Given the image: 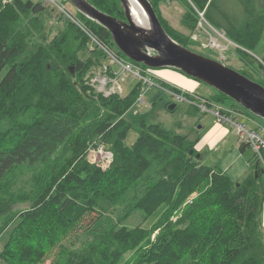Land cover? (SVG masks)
Here are the masks:
<instances>
[{
	"label": "trees",
	"instance_id": "16d2710c",
	"mask_svg": "<svg viewBox=\"0 0 264 264\" xmlns=\"http://www.w3.org/2000/svg\"><path fill=\"white\" fill-rule=\"evenodd\" d=\"M88 1L113 15L114 7L120 9L119 0ZM150 1L168 34L186 46ZM183 1L189 28L201 13L242 47L260 39L264 0H229L240 6L241 15L227 9L228 0ZM79 15L102 40L113 43L105 27ZM50 18L64 28L50 35ZM88 42L72 19L43 0H0V218L12 211L14 194L4 196L3 190L9 174L21 165L46 164L72 140L71 156L35 191L30 206L0 224V234L11 226L0 254L4 264H42L54 249L50 264H264V167L258 159L241 179L232 180L218 167L201 163L202 155L196 158L198 136L189 139L147 124L143 115L128 121L125 114L140 83L125 96L95 92L86 80L99 60L78 55ZM160 82L190 100L198 96ZM133 124L139 133L127 144ZM94 139L113 149L107 170L87 160ZM247 146L242 142L240 149ZM138 212L141 223L126 225ZM155 213V221L146 225Z\"/></svg>",
	"mask_w": 264,
	"mask_h": 264
},
{
	"label": "rangeland",
	"instance_id": "374dc122",
	"mask_svg": "<svg viewBox=\"0 0 264 264\" xmlns=\"http://www.w3.org/2000/svg\"><path fill=\"white\" fill-rule=\"evenodd\" d=\"M57 1L63 4L74 15L80 17L78 10L74 8L69 0ZM154 1L156 2V8L159 10L161 16L166 19L169 26H171L176 30V32H179L181 34V37L183 38L182 40L186 43V46L189 49L204 54L215 60L222 61L238 71H243L250 78L264 85V65L261 62V59L264 60V29L259 37L260 39L254 46L250 48L242 47L226 37L223 30H218L210 25L204 19L202 14H199L200 18L198 17L195 26H192L191 28L187 27L186 24L188 23L189 25H192V22L190 20L185 21L184 13L186 11V6L183 0ZM226 6L227 9H230L232 11L234 10L233 13H235L236 15H241L242 10L240 6L235 2L228 0ZM115 10L116 9L114 7V12ZM81 20L87 28L92 30L89 27V24L87 25L85 20ZM46 23V28L51 31L50 35L57 32V30H62L64 28L63 23L57 22L56 18L47 19ZM109 45L123 59L131 61L128 56L120 51V49L114 42L110 43ZM91 49V45L88 42V44L79 51V57L82 59L91 57L93 59H98L100 62H105V58L101 56L102 53L98 55V53L95 52L96 50L93 51ZM152 69L155 70L159 68ZM174 70L182 76L189 78L196 83V92L198 93H196L197 95H201V97L207 98L214 104L218 103L224 107H236L244 113L243 115H245V117H243L242 120H244L248 126L252 127L259 124L264 128V118L252 113L241 105H238L231 98L222 97L220 92L215 88L184 74L178 69ZM159 78L179 88H185L180 82L168 80L166 79V77ZM126 79V81H120L123 89V96L132 91L139 81L138 77H136L133 73H129ZM158 91L159 88L157 86H148L144 91L145 103L134 105L129 108L125 114V118L130 121L143 115L147 124H159L165 129L172 130L180 134H185L189 139H193L196 136L201 135L209 126V124L214 119H216L215 115L211 112L213 105L208 104V109L202 110L198 106V102L201 100V98L198 96H193L194 99L192 101L187 98L178 99L168 91L164 90V92H162V94L157 99L153 100V96ZM168 101H172L173 103H175V107L173 110H168L166 108V103ZM138 128L139 126L136 124H133L131 127H129L125 136V141L127 142V144H132L136 141L139 133ZM235 139L237 141L239 140L236 133ZM71 141L66 142L62 146H60L53 157L50 158V161L46 164H36L33 166L21 165L19 166V169H16L15 171H12L11 174H9L7 182L3 184V190L6 191L4 196L7 194H14L11 202L12 211L10 213L19 212L20 210L28 208L30 206L31 201L37 194V192L35 193V191L41 188V186L48 180V178L52 174L51 172H58L60 170V167L66 161V158H69L71 156ZM109 145L110 144H108L107 142H102L101 140H92L89 147L87 148V160L90 163L100 167L101 170H107L114 158L113 149L110 147L111 145ZM246 149L249 152V154L247 153V156L250 157L251 161L255 163L256 155L253 148L251 146H248L246 147ZM199 153L200 155H202L200 159L201 163L218 167V165L216 164V159H219L217 154L212 155L205 150ZM53 165L54 167H52ZM252 174L256 176L255 168H253ZM37 177H40V183H37ZM260 178L264 181L263 173L261 174ZM10 213L1 216L0 224L4 222L5 217ZM157 216L158 213H155L153 216L149 217L145 221L146 225H149L151 222L155 221ZM88 221L89 217H85L82 223L86 224ZM139 223H141V216L139 212L132 214L125 220V224L128 226H134ZM10 229L11 226L6 228L0 234V254L5 242L7 241ZM72 239L73 237H70L69 240L64 239L62 241V245L68 244ZM56 250L57 249L52 250L47 255L42 264H50L51 260L54 258ZM127 256H129V254H127L124 258H126ZM0 264H4L1 255Z\"/></svg>",
	"mask_w": 264,
	"mask_h": 264
},
{
	"label": "water",
	"instance_id": "95a60500",
	"mask_svg": "<svg viewBox=\"0 0 264 264\" xmlns=\"http://www.w3.org/2000/svg\"><path fill=\"white\" fill-rule=\"evenodd\" d=\"M69 1L80 13L105 27L116 46L130 60L150 68L178 69L264 118V85L228 64L176 41L161 24L150 0H135L144 12L146 24L138 22L130 0H119L124 19L97 8L88 0ZM69 69L74 74V66L70 65ZM174 107L173 102L166 106L168 110ZM193 152L194 148L189 150L190 154ZM195 156L199 158L200 153L197 152Z\"/></svg>",
	"mask_w": 264,
	"mask_h": 264
},
{
	"label": "built area",
	"instance_id": "2783aa9c",
	"mask_svg": "<svg viewBox=\"0 0 264 264\" xmlns=\"http://www.w3.org/2000/svg\"><path fill=\"white\" fill-rule=\"evenodd\" d=\"M43 1L56 7L62 14L72 19L88 37L92 48L91 50L100 51L102 53V57L105 58V62L99 61V63L95 65L86 80V83L95 92L101 93L105 96H110L112 94L123 96V89L120 81H126L129 73H133L136 77H138V83H140V90L135 98L134 105L145 103L144 91L151 85L157 86L159 91H168L178 99L186 98L182 94L162 86L160 81L164 80L155 75L153 71L154 69L145 67L133 61L125 60L119 56L107 42L102 40L93 30L87 28L85 24H83L82 20L68 10L63 4L57 0ZM261 62L264 65L263 59H261ZM200 98L201 100L198 102V106L202 110H207L208 104L213 105L211 112L215 115L216 119L232 128L241 142L247 143L251 146L255 152L258 162L264 167V128L259 124L252 127L248 126L246 122L242 120V118L245 117V115H243L244 113L236 107H224L218 103H212L207 98H203L201 96Z\"/></svg>",
	"mask_w": 264,
	"mask_h": 264
},
{
	"label": "crops",
	"instance_id": "0c3cea01",
	"mask_svg": "<svg viewBox=\"0 0 264 264\" xmlns=\"http://www.w3.org/2000/svg\"><path fill=\"white\" fill-rule=\"evenodd\" d=\"M154 73L158 77H166L168 80L180 82L185 87L181 88L189 91L192 95L197 93L196 83L193 80L182 76L174 69L159 68L155 69ZM241 143L240 140L237 141L235 139V132L232 128L227 124L214 119L204 132L198 136L194 148L199 152L205 150L209 154H217L219 157V159H216L218 167L220 169L223 168L221 170L232 180H239L252 170L251 158L247 156V153L249 154V152L245 148V150L240 149ZM261 222L264 232V201L262 203Z\"/></svg>",
	"mask_w": 264,
	"mask_h": 264
},
{
	"label": "bare ground",
	"instance_id": "6f19581e",
	"mask_svg": "<svg viewBox=\"0 0 264 264\" xmlns=\"http://www.w3.org/2000/svg\"><path fill=\"white\" fill-rule=\"evenodd\" d=\"M132 5V11L134 15L137 17L138 22L146 24V17L144 16V12L140 5L135 0H130Z\"/></svg>",
	"mask_w": 264,
	"mask_h": 264
},
{
	"label": "flooded vegetation",
	"instance_id": "af4514ba",
	"mask_svg": "<svg viewBox=\"0 0 264 264\" xmlns=\"http://www.w3.org/2000/svg\"><path fill=\"white\" fill-rule=\"evenodd\" d=\"M114 15H115V16H117V17H119V18H122V19H124V18H125V17H124V13H123V10H122L121 6H120V9H118V10H115V12H114Z\"/></svg>",
	"mask_w": 264,
	"mask_h": 264
}]
</instances>
